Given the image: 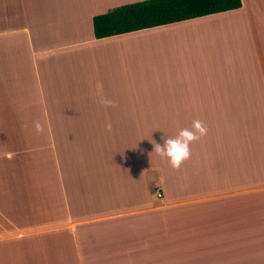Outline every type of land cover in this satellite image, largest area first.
<instances>
[{"label":"crops","instance_id":"0c3cea01","mask_svg":"<svg viewBox=\"0 0 264 264\" xmlns=\"http://www.w3.org/2000/svg\"><path fill=\"white\" fill-rule=\"evenodd\" d=\"M135 1L0 0V264H264V0L95 37Z\"/></svg>","mask_w":264,"mask_h":264},{"label":"trees","instance_id":"16d2710c","mask_svg":"<svg viewBox=\"0 0 264 264\" xmlns=\"http://www.w3.org/2000/svg\"><path fill=\"white\" fill-rule=\"evenodd\" d=\"M241 0H140L93 16L96 38L235 9Z\"/></svg>","mask_w":264,"mask_h":264},{"label":"clouds","instance_id":"9594fccd","mask_svg":"<svg viewBox=\"0 0 264 264\" xmlns=\"http://www.w3.org/2000/svg\"><path fill=\"white\" fill-rule=\"evenodd\" d=\"M101 103L106 107H113L114 102L111 99L104 98ZM36 132H43L44 126L40 122L34 124ZM106 130L111 131V124L106 125ZM207 129L200 120L192 123L191 129H181L175 138H167L163 146L152 141L154 151L161 159H166L170 167L179 169L181 165L190 158V144L200 137L206 135Z\"/></svg>","mask_w":264,"mask_h":264}]
</instances>
